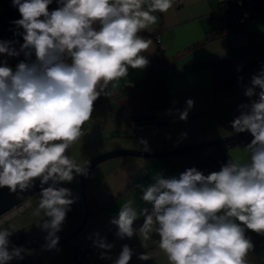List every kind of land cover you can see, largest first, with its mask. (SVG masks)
Wrapping results in <instances>:
<instances>
[{
  "label": "clouds",
  "instance_id": "9594fccd",
  "mask_svg": "<svg viewBox=\"0 0 264 264\" xmlns=\"http://www.w3.org/2000/svg\"><path fill=\"white\" fill-rule=\"evenodd\" d=\"M174 2L12 0L20 14L12 21L14 35L23 42L0 40V189L21 199L39 181L32 214L41 218L47 250L57 247V233L77 199L62 185L89 172V162L77 163L68 150L85 135L98 98L112 94L109 84L132 86L129 69L149 65L145 54L153 41L141 33L158 22L154 13H166ZM21 55L15 67L9 65L8 58ZM244 95L249 102L238 105L239 115L230 123L235 133L253 137L245 146L247 160L230 157L208 174L196 167L178 177L145 171L151 182L136 184L145 206L129 199L110 220L119 238L138 235L146 247L156 234L168 264H249L254 246L247 233L264 235V67L251 76ZM194 104L187 99L183 110H175L181 121ZM139 144L150 151L146 140ZM13 233L0 229V264L24 258L23 247L11 246ZM94 244L104 250L101 259H112V244L103 239ZM133 255L124 244L112 264H130ZM158 255L142 252L137 259L155 261Z\"/></svg>",
  "mask_w": 264,
  "mask_h": 264
},
{
  "label": "crops",
  "instance_id": "0c3cea01",
  "mask_svg": "<svg viewBox=\"0 0 264 264\" xmlns=\"http://www.w3.org/2000/svg\"><path fill=\"white\" fill-rule=\"evenodd\" d=\"M260 1L264 6V0ZM56 6L54 2L50 7ZM5 9V6L0 7V13ZM154 14L158 22L141 33L153 41L150 53L145 54L149 65L144 69H129L127 80L132 86H125L121 81L112 89L110 83L108 88L114 95L103 103L94 104L92 118L83 126L85 135L73 144H79L77 157H73L77 163L83 164L107 150L142 149L139 144L142 139L148 142L150 151H164L235 133L230 122L239 115L238 105L249 102L244 95L245 87L251 76L264 67V14L251 16L243 24L223 27L215 0H175L169 11ZM158 48L164 62L156 67L153 59ZM20 59L23 58H8V63L15 67ZM187 99L194 100L195 104L185 122L178 118L175 110H183ZM136 114L152 115L153 119L140 122L139 118H129ZM247 144L228 148V157L246 161ZM184 162L185 156L181 153L165 157L119 156L100 162L92 169L84 186L87 216L83 225L82 201L76 194L77 177L72 183L62 185L70 188L77 199L66 217L70 216L69 220H65L57 235L62 239L79 226L80 229L58 243L55 249L24 248V258L14 259L10 264H112L124 244L134 251L130 264H168L167 257L158 248L159 237L154 233L145 242L146 247L141 246L138 235L131 239L118 236L109 239L107 243L113 245L109 253L111 260L101 259L104 250L91 246L117 228L110 220L129 199L135 201L136 207L145 206L136 188L137 183L151 182L145 171L176 176ZM37 206L38 201L26 200V208L20 213L0 219V229L14 230L11 237L15 241L22 239L21 244L46 243L47 233L39 226L41 218L32 214ZM33 225H38L36 230L28 231ZM136 229L138 232L139 228ZM247 235L254 246L248 255L249 264H264V246L260 245L264 235L252 232ZM78 250L86 253L81 262L73 263ZM142 252L159 255L155 261L144 262L137 259Z\"/></svg>",
  "mask_w": 264,
  "mask_h": 264
},
{
  "label": "trees",
  "instance_id": "16d2710c",
  "mask_svg": "<svg viewBox=\"0 0 264 264\" xmlns=\"http://www.w3.org/2000/svg\"><path fill=\"white\" fill-rule=\"evenodd\" d=\"M5 4V11L0 13V39L7 40H15L22 43V37L14 35L15 32L18 31L16 26L12 23V21L20 18V14L18 10L12 6V0H0ZM19 43L15 46L19 48ZM19 58H23L21 55ZM164 62L163 57L161 55L160 49H157V54L153 59V63H155L156 67L162 65ZM114 95L112 93L110 96H100L98 100L95 102L103 103L106 99L111 98ZM141 117V114L131 115L129 118L138 119ZM253 137L249 132L244 133L236 138L229 139L223 142L213 143L209 145H204L201 147L188 149L185 152L181 153L185 156L184 165L177 171L176 176L178 177L181 172H183L187 168L196 167L197 169L203 171L205 174H208L212 171H218L220 166L227 162L229 157L227 156L228 148L237 145L239 143H250ZM69 151V150H68ZM68 154V152H67ZM70 211L67 213L69 215ZM143 223V217L138 218L134 222L135 228H140ZM118 228H115L109 231L102 239L107 242L109 239L117 236ZM12 243H22V239L15 241L12 237L10 238ZM91 247H97L95 244ZM86 251L84 250V255Z\"/></svg>",
  "mask_w": 264,
  "mask_h": 264
},
{
  "label": "water",
  "instance_id": "95a60500",
  "mask_svg": "<svg viewBox=\"0 0 264 264\" xmlns=\"http://www.w3.org/2000/svg\"><path fill=\"white\" fill-rule=\"evenodd\" d=\"M150 119H153L152 115H144L142 117L139 118L140 122H144V121H148ZM247 133V132H244ZM244 133H233L230 134L228 136L222 137V138H218V139H214V140H210V141H205V142H199V143H193V144H188V145H184L181 147H177V148H173V149H169V150H164V151H143L142 149H138V148H119V149H112V150H107L104 151L102 153L97 154L96 156H94L93 158H91L88 162V168H89V172H88V176H77V180H78V185L81 188L82 194L84 196V186L85 183L87 182V179L90 175V172L92 171V169L99 164L100 162L110 159V158H114V157H119V156H145V157H165V156H170V155H177L180 153L185 152L188 149H193V148H197V147H201L204 145H209V144H213V143H218V142H223L229 139H233L236 138ZM37 183V187L33 188V189H29L28 191H26L25 193H23V197L21 199H17L15 194H12L9 192V190L7 188H2L0 189V215H2L3 213H5L6 211H8L9 209H11L12 207H14L17 204H20L23 201H26L30 196L36 194L39 192V181L36 182ZM86 206H85V214L82 220L81 225L84 224L85 220H86V216H87V211H86ZM81 226H79L74 233H76ZM74 233H72L70 236L62 238L59 240L60 242H64L67 239H69L71 236L74 235ZM46 243H25V244H21V243H12L11 246H17V247H23V248H28V247H36V246H45Z\"/></svg>",
  "mask_w": 264,
  "mask_h": 264
},
{
  "label": "built area",
  "instance_id": "2783aa9c",
  "mask_svg": "<svg viewBox=\"0 0 264 264\" xmlns=\"http://www.w3.org/2000/svg\"><path fill=\"white\" fill-rule=\"evenodd\" d=\"M215 2L217 13L223 18V27H229L233 23L243 24L251 16L264 14V6L260 0H215ZM154 37L157 42L160 41L158 34H155ZM25 208L26 201H23L0 215V219L18 214ZM260 245L264 246V242H261ZM83 258L84 251L78 250L73 263L81 262Z\"/></svg>",
  "mask_w": 264,
  "mask_h": 264
},
{
  "label": "rangeland",
  "instance_id": "374dc122",
  "mask_svg": "<svg viewBox=\"0 0 264 264\" xmlns=\"http://www.w3.org/2000/svg\"><path fill=\"white\" fill-rule=\"evenodd\" d=\"M4 2H1L0 1V7H2V6H5L4 4H3ZM5 11V10H4ZM79 144H77V145H72L71 146V148L69 149V156L71 157V158H73V157H77V152H79L78 151V149H79ZM78 186V185H77ZM78 188V190L76 191V194H77V196L80 198V200L82 201V206H83V210H82V218H81V221L83 220V217H84V214H85V199H84V196H83V194H82V191H81V188L78 186L77 187ZM27 200H31V201H33V202H35V201H39V196H38V193H36V194H34V195H32V196H30ZM71 216H72V218H74L75 217V214H73L72 215V212H71V214H70ZM70 217V216H69ZM68 217V218H69ZM68 218H66V220H69ZM71 218V219H72ZM66 222V221H65ZM65 222L63 223V225L62 226H64V224H65ZM38 227V225H36V226H30L29 228H28V231L29 230H31V231H35L36 230V228ZM61 239V238H60Z\"/></svg>",
  "mask_w": 264,
  "mask_h": 264
}]
</instances>
